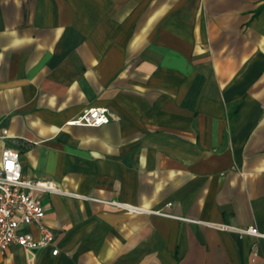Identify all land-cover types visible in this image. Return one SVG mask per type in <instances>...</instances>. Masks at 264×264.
<instances>
[{"label":"crops","instance_id":"crops-1","mask_svg":"<svg viewBox=\"0 0 264 264\" xmlns=\"http://www.w3.org/2000/svg\"><path fill=\"white\" fill-rule=\"evenodd\" d=\"M93 106L110 122L66 124ZM5 130L60 192L32 191L53 243L0 264H264L213 226L264 233V0H0Z\"/></svg>","mask_w":264,"mask_h":264},{"label":"built area","instance_id":"built-area-1","mask_svg":"<svg viewBox=\"0 0 264 264\" xmlns=\"http://www.w3.org/2000/svg\"><path fill=\"white\" fill-rule=\"evenodd\" d=\"M111 114L107 107L93 106L85 109L75 119L68 121L67 125L102 126L109 123ZM7 137V131H3L0 139ZM33 190L60 192L43 182L33 181L22 174V166L19 161V153L11 148H5L0 157V252L16 244L24 248L46 247L53 243L54 234L44 223L45 210L39 200L33 194ZM132 212L145 211L141 207L117 203ZM162 216L176 217L162 210L149 211ZM36 223L41 237L34 239L31 235L20 232L21 227ZM220 230L233 231L239 235H251L264 238L256 226L238 227L224 223L214 224ZM254 252L256 245H253ZM58 249L53 250L57 254Z\"/></svg>","mask_w":264,"mask_h":264}]
</instances>
